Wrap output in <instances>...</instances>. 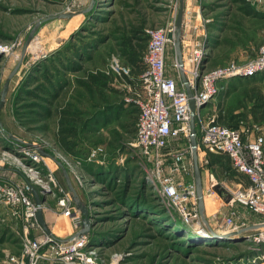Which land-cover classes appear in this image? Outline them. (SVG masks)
I'll return each instance as SVG.
<instances>
[{"label":"rangeland","instance_id":"1","mask_svg":"<svg viewBox=\"0 0 264 264\" xmlns=\"http://www.w3.org/2000/svg\"><path fill=\"white\" fill-rule=\"evenodd\" d=\"M247 1L258 16L245 11L240 0H0V183L23 182L19 163H36L29 154L38 155L71 193L82 218H88L84 235L108 264H264V245L260 252L246 236L259 228L254 226L259 215L232 201L229 192L240 187L237 179L223 178L203 155L198 160L201 177L216 178L213 188L222 199L214 193L204 201V218H181L161 190L172 180L179 193L190 182L198 193L195 168L177 170L174 165L175 154L186 144L173 141L179 145L164 157L159 165L164 171L152 184L148 176L155 175L158 164L135 145L130 111L137 105L127 102L125 108L107 110L108 103L76 81L85 71L119 75L125 65L122 38L130 26L176 24L181 8L182 52L183 39L200 38L208 50L203 67L250 59L264 37V0ZM175 55L176 31L167 44V72L178 77ZM259 77L264 85V72ZM123 89L124 96L112 95L110 103L121 104L132 95ZM218 97L203 107L202 116L216 112ZM67 99L91 119L82 128L77 158L54 141L56 109ZM223 104L230 114L240 113L244 133L264 136V122L255 118L241 87ZM58 190L52 186L50 193L37 192L46 202L43 215L51 232L70 229L52 195ZM130 197H142L144 204ZM177 219L185 224L182 230L170 226ZM27 228L30 236L42 233L31 221L12 218L9 207L0 204V264H11L8 256L18 253ZM85 228L82 222L78 232Z\"/></svg>","mask_w":264,"mask_h":264},{"label":"built area","instance_id":"2","mask_svg":"<svg viewBox=\"0 0 264 264\" xmlns=\"http://www.w3.org/2000/svg\"><path fill=\"white\" fill-rule=\"evenodd\" d=\"M176 31L175 23L158 27H149L148 48L144 55L147 69L138 77V82L132 90V95L125 98L126 103H134L138 108L136 123V142L141 154L149 161L158 164L155 175H149L152 184H156L159 175L164 171L160 165L165 157V151L173 146V141L185 138L189 144L175 154L174 165L177 170L182 166L186 171L193 170L194 151L190 143L192 109L185 83L180 76L181 66L177 53L174 66L179 72L178 77L167 72V44ZM183 51V71L187 82L193 91L195 100V120L198 121L200 138L197 143V153L205 155L208 151L226 152L232 159L233 166L246 174L250 179L249 186L241 185L236 190L229 189L232 201L239 200L247 205L253 213L262 217L256 224H264V136L251 132L249 135L239 128L215 123V118H204L201 110L219 93L222 83L233 79L246 78L264 72V37L258 54L247 60L230 61L229 63L211 69L203 68V60L208 53L205 42L200 39L186 40ZM117 59L114 62L117 64ZM129 67H121V71L129 73ZM36 163L21 164L20 173L23 182L0 183V204L9 207V215L15 219L31 221L35 228L42 229L39 236L33 237L25 230L21 240L19 253L8 256L11 264H108L97 254L86 235L78 234L82 216L75 207L70 192H66L48 166L41 165L38 155L29 154ZM26 158V157H24ZM186 159L191 166H186ZM21 161V160H20ZM22 162V161H21ZM161 190V195L169 200L178 214L185 220H193L199 212V198L195 182H190L181 193L176 191L172 180ZM59 186L57 198L60 213L68 219L70 226L77 233L70 237H62L55 232L48 233L37 219L40 207L35 192H43ZM216 193L213 187L204 194L206 197ZM240 226L235 225V229ZM244 229L243 227H241ZM232 230V229H231ZM247 239L261 251L264 245V226L250 233ZM262 257L264 252H262ZM114 262V261H113ZM111 262L110 264H113Z\"/></svg>","mask_w":264,"mask_h":264},{"label":"trees","instance_id":"3","mask_svg":"<svg viewBox=\"0 0 264 264\" xmlns=\"http://www.w3.org/2000/svg\"><path fill=\"white\" fill-rule=\"evenodd\" d=\"M240 2H242L245 11L258 16V14L255 13L254 9L252 8L251 3H249L247 0H240ZM147 28L148 27H146L143 22L138 25H132L128 29L127 35L122 38V51L125 59L124 67H129V73L121 71V73L117 75L115 73H109L100 70L85 71V73L76 80L77 85L84 89L87 94L93 96L96 99H99L103 103H108L109 105H107V110H118L120 107L125 108L127 106L124 99L121 101V104L120 102L110 103L112 102L111 96H124L123 88H127L128 85L134 88L138 82L139 75L144 73L147 69V64L144 60V55L147 51L149 42V36L146 32ZM260 45L261 43L256 46L257 50L255 51V53L253 52L252 57H255L258 54ZM214 67L217 66H206L203 68L211 69ZM260 75H262V73L251 77L238 78L223 82L222 87L217 94V96H219V101L216 112L203 114V117L206 119L214 117L215 123L227 125L232 128H240V113L230 114L223 103L225 97H227L232 91H236L241 87L244 98L248 100L253 106L252 108L254 110L255 118L259 122H264V85L261 82V77H259ZM128 93L132 94V90H129ZM81 107L82 106H79L73 100L67 99L61 102L56 109L57 119L54 141L56 146L71 158H77L78 154L81 152V131L82 128H86V126L91 121L90 117H88L86 112L83 111ZM138 113L139 111L137 107L133 108L130 111L132 125H136ZM197 123L198 121L196 119V138L198 142L200 138V129ZM187 143L189 144L188 140ZM187 143L186 145H188ZM206 157L208 163L217 165L219 167V171L223 178L233 181L237 179L239 184H242L243 186L250 185L249 177L246 174L238 171L233 166L232 159L226 152L208 151ZM132 199L138 200L137 197ZM143 200L145 199H142L141 197L138 201L140 204H144ZM252 214L256 215L253 212ZM167 221L172 222V219L167 218ZM259 221L260 220L258 217V222ZM184 225L185 224L182 220L177 219L175 223L170 226L176 228L178 231L182 230V226ZM20 248L21 246L19 247L18 253L20 252Z\"/></svg>","mask_w":264,"mask_h":264},{"label":"water","instance_id":"4","mask_svg":"<svg viewBox=\"0 0 264 264\" xmlns=\"http://www.w3.org/2000/svg\"><path fill=\"white\" fill-rule=\"evenodd\" d=\"M182 13H183V9L181 8V10L179 11V15H178V19L176 22V53H177V57H178V61L179 64L181 66V77L183 82L185 83V87L186 90L188 92L189 95V101H190V105H191V109H192V121H191V128H192V133H191V143H192V147H193V151H194V168H195V176H196V182H197V187H198V198H199V212L198 215L204 218V194H203V190H202V177H201V172L199 169V165H198V158H197V138H196V124H195V114H196V109H195V100L193 98V91L191 90V88L188 85L187 82V77L183 71V65H184V61H183V52L181 49V27H182ZM46 192L50 193V190H46ZM35 197H36V201L38 204H41L42 201L39 198V195L37 192H35ZM84 211V210H83ZM197 215V216H198ZM37 219L38 221L42 224V226L44 227V229L50 233V229L47 226L46 220L44 218L43 215V209L40 207V209L37 212ZM181 217V216H180ZM182 218V217H181ZM82 222L84 227H86L84 230H80V232L78 234H86L87 232V227L89 226V222H88V218L84 217L82 218ZM195 225L199 226L200 222L198 221ZM254 226H264V224H256ZM241 232V231H239Z\"/></svg>","mask_w":264,"mask_h":264},{"label":"crops","instance_id":"5","mask_svg":"<svg viewBox=\"0 0 264 264\" xmlns=\"http://www.w3.org/2000/svg\"><path fill=\"white\" fill-rule=\"evenodd\" d=\"M179 141L181 142V143H187V140L185 139V138H180L179 139ZM179 142V143H180ZM190 143H191V140H190ZM177 145H179V144H174L173 143V146H170V147H168L166 150H164L165 151V156L166 155H170V152L172 151V150H174V148L177 146ZM191 145H192V143H191ZM181 146H182V144H181ZM185 147H187V145H185ZM176 150V149H175ZM203 157V154H198L197 155V158H198V160H199V158H202ZM194 160H195V157H194ZM194 160H192V165H193V167H194ZM213 175V174H212ZM202 180H203V186H204V189H203V194H207V190L210 188V187H213L214 186V184H215V180H216V178H211V179H209L208 177L205 179L204 178V175H203V177H202ZM240 185V184H239ZM242 185V184H241ZM240 185V186H241ZM222 193H220V192H217V193H215V196H217V197H219V198H221L222 199V195H221ZM213 196V195H212ZM211 197V196H210ZM209 196L208 197H206L205 198V201H206V199H208V198H210ZM205 206H206V204H205ZM212 219V218H211ZM210 219V220H211ZM259 220L261 221L262 220V217L261 216H259ZM60 228V227H59ZM71 229V230H70ZM70 229L69 228H66L65 230H63V231H61V229H60V231L61 232H58V230H57V228H56V230L54 231V230H52V232H55V233H57V234H59L60 236H62V237H70L72 234H73V232H75L74 231V229L70 226Z\"/></svg>","mask_w":264,"mask_h":264}]
</instances>
